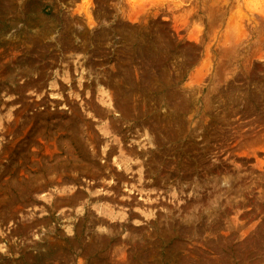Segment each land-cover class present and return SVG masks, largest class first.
<instances>
[{"label":"rangeland","instance_id":"rangeland-1","mask_svg":"<svg viewBox=\"0 0 264 264\" xmlns=\"http://www.w3.org/2000/svg\"><path fill=\"white\" fill-rule=\"evenodd\" d=\"M0 264H264V0H0Z\"/></svg>","mask_w":264,"mask_h":264}]
</instances>
